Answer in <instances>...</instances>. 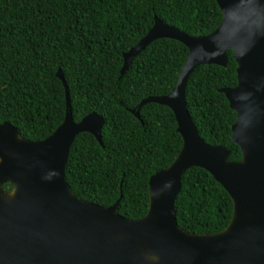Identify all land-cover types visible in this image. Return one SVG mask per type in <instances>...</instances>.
<instances>
[{
  "label": "trees",
  "instance_id": "16d2710c",
  "mask_svg": "<svg viewBox=\"0 0 264 264\" xmlns=\"http://www.w3.org/2000/svg\"><path fill=\"white\" fill-rule=\"evenodd\" d=\"M189 35L215 30L223 19L216 0H0V123L10 122L30 140H42L63 122L67 81L72 113L80 121L91 112L105 119L102 143L90 132L73 141L66 179L82 200L139 218L149 210V180L171 165L183 145L173 110L150 102L169 94L189 55L179 40L158 38L131 62L124 54L153 26L155 17ZM226 66L201 64L186 87L189 112L201 137L230 148L237 112L220 89L238 83L237 61L228 50ZM7 183L4 189L12 190ZM178 224L191 233H216L230 223L234 204L228 191L201 167L182 176L175 200Z\"/></svg>",
  "mask_w": 264,
  "mask_h": 264
},
{
  "label": "water",
  "instance_id": "95a60500",
  "mask_svg": "<svg viewBox=\"0 0 264 264\" xmlns=\"http://www.w3.org/2000/svg\"><path fill=\"white\" fill-rule=\"evenodd\" d=\"M216 1L223 19L211 33L192 36L156 16L124 54L121 76L158 38L179 40L189 49L174 89L132 110L139 117L150 102L170 107L183 138L175 161L150 177L146 215L128 218L117 211L120 199L103 206L72 191L66 179L70 147L81 132L102 143L105 119L91 112L74 120L62 69L57 76L65 87L66 114L51 135L30 140L12 123H0V264H264V0ZM228 50L238 64V83L220 91L237 112L232 139L241 160L201 137L186 100L195 68L226 66ZM194 166L210 172L233 200V217L222 231L191 233L178 224L175 200L182 176ZM7 183L12 190L4 189Z\"/></svg>",
  "mask_w": 264,
  "mask_h": 264
}]
</instances>
